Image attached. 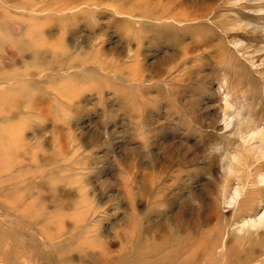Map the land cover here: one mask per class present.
I'll return each mask as SVG.
<instances>
[{
	"label": "rangeland",
	"instance_id": "rangeland-1",
	"mask_svg": "<svg viewBox=\"0 0 264 264\" xmlns=\"http://www.w3.org/2000/svg\"><path fill=\"white\" fill-rule=\"evenodd\" d=\"M63 1H0V264H264V0Z\"/></svg>",
	"mask_w": 264,
	"mask_h": 264
},
{
	"label": "bare ground",
	"instance_id": "bare-ground-1",
	"mask_svg": "<svg viewBox=\"0 0 264 264\" xmlns=\"http://www.w3.org/2000/svg\"><path fill=\"white\" fill-rule=\"evenodd\" d=\"M1 1V0H0ZM70 1H72V0H65V1H63V2H61L60 3V5H56V6H53V4L52 5H49V7L48 8H46V10H49V11H53V10H63V9H65L66 8V6H67V4L70 2ZM78 1V3H81L82 5L83 4H86L87 6H91V5H95V6H98V5H105V6H112V5H115V4H111V3H114L113 1H108V2H100V3H98V0H77ZM3 3H4V5L5 6H8V8L9 9H11V5H8V3L7 2H5V1H3ZM36 5H37V2H34V1H29L28 3H25V8H28V7H31V8H33V9H35L36 8ZM60 7L59 9H57V7ZM76 6V5H75ZM186 7V6H185ZM115 8H117V10H121L122 12H123V10H126L127 12H129L128 14H135L136 12H134V13H132L131 11H130V9H125V8H120V6L119 7H115ZM164 11V15L163 16H161V17H158V18H163L164 16H169V17H183V16H186V13L185 14H179V15H172V14H170L169 12H168V10H166V9H163ZM195 10V9H194ZM198 10V9H197ZM193 11V10H192ZM205 8H203V9H199L198 10V13H197V15L196 14H194L196 17H201V16H203L204 14L203 13H205ZM195 13V12H194ZM148 17V16H147ZM172 54V53H171ZM236 119H238V118H236ZM257 133V132H256ZM255 133V134H256ZM262 135V134H261ZM255 136V135H254ZM264 137V136H263ZM262 138V137H261ZM230 171V170H229ZM261 219H264V214L261 216Z\"/></svg>",
	"mask_w": 264,
	"mask_h": 264
}]
</instances>
